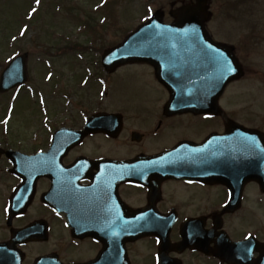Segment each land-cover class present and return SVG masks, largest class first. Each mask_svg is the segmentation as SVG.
Instances as JSON below:
<instances>
[{"label":"flooded vegetation","instance_id":"obj_1","mask_svg":"<svg viewBox=\"0 0 264 264\" xmlns=\"http://www.w3.org/2000/svg\"><path fill=\"white\" fill-rule=\"evenodd\" d=\"M71 64L75 103L0 157V264H264V189L242 171L248 130L264 128L232 106V84L217 100L216 71L198 70L202 91L176 96L206 100L167 108L150 65ZM95 115L118 118L82 142L54 139Z\"/></svg>","mask_w":264,"mask_h":264},{"label":"rangeland","instance_id":"obj_2","mask_svg":"<svg viewBox=\"0 0 264 264\" xmlns=\"http://www.w3.org/2000/svg\"><path fill=\"white\" fill-rule=\"evenodd\" d=\"M184 1L188 0H40L39 4L36 0H0V73L13 56L28 52L31 76L30 86L19 94L14 91L0 95V124H11L12 135L16 140L32 139L34 128H28L26 133L21 125L26 123L25 120H30L27 123L33 122V125L37 122L31 110L35 108L38 97L24 95L15 99L18 95L28 93V90L49 85L59 75H65L63 64L76 59L71 56L73 52H65L68 55L66 58H60L61 54L56 56L58 47L78 42L90 43L91 36L86 34L84 27H78L80 21L85 23L95 18L101 25L103 13H106L105 10L109 12V18L105 19L107 23L110 20L112 29L105 36L94 38L91 44L93 51H89L90 54L85 57L96 59L101 57L102 44L106 47L120 43L125 33H129L128 30L137 28L153 12L163 10L167 14L171 5L177 7ZM211 10L213 18L208 29L217 41L239 45L241 59L247 69L244 80L232 89V97L237 98L234 102L246 108L249 124L264 128V0H211ZM169 21L167 17L166 22ZM6 26L15 31L6 36ZM20 27L24 30L20 31ZM53 55L56 57L53 58ZM48 59L55 62L53 64L57 70L50 81L48 78L42 79V70L38 68L41 61ZM63 84L61 79L60 87L54 91L58 93ZM50 97L51 93L43 98L47 104L51 101ZM12 105L15 111L11 118L7 117L8 123L5 122V115L7 111L12 113Z\"/></svg>","mask_w":264,"mask_h":264},{"label":"water","instance_id":"obj_3","mask_svg":"<svg viewBox=\"0 0 264 264\" xmlns=\"http://www.w3.org/2000/svg\"><path fill=\"white\" fill-rule=\"evenodd\" d=\"M207 0H198L197 6H185L175 12L172 16L176 22L172 26H164L162 24L163 15L158 13L147 24L142 26L136 33L132 34L127 40L117 49L109 51L105 54L104 59L109 62L113 61H131V60H149V59H168L170 60L176 50L158 48L160 46L180 43V39L189 38L179 29H197L195 34L198 37L205 38L206 32L204 29L205 20L208 17ZM197 42V41H195ZM201 42V41H199ZM152 47L150 48L149 46ZM174 52V53H169ZM111 64L109 63L108 66ZM232 74H236L238 69L232 61ZM25 58H19L2 76L0 89H4V84L10 82L12 77H18V74L24 73ZM235 78V77H233Z\"/></svg>","mask_w":264,"mask_h":264},{"label":"snow or ice","instance_id":"obj_4","mask_svg":"<svg viewBox=\"0 0 264 264\" xmlns=\"http://www.w3.org/2000/svg\"><path fill=\"white\" fill-rule=\"evenodd\" d=\"M37 4H39L40 0H36ZM33 11H35V9H33Z\"/></svg>","mask_w":264,"mask_h":264}]
</instances>
